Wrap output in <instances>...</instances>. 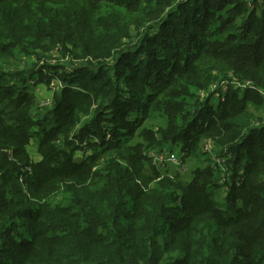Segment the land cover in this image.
<instances>
[{
	"label": "trees",
	"instance_id": "trees-1",
	"mask_svg": "<svg viewBox=\"0 0 264 264\" xmlns=\"http://www.w3.org/2000/svg\"><path fill=\"white\" fill-rule=\"evenodd\" d=\"M36 76L61 83L50 107ZM232 79L264 91V0H0V264H264V128L247 114L263 100L229 88L212 106ZM203 140L227 158L222 202L203 153L188 180L145 156Z\"/></svg>",
	"mask_w": 264,
	"mask_h": 264
},
{
	"label": "rangeland",
	"instance_id": "rangeland-1",
	"mask_svg": "<svg viewBox=\"0 0 264 264\" xmlns=\"http://www.w3.org/2000/svg\"><path fill=\"white\" fill-rule=\"evenodd\" d=\"M50 58H56V59H53L54 61H52V64L53 65H65L67 64V60L65 59H60L59 57H57L56 54H53V56H51ZM27 61H29L30 59L29 58H25ZM3 64L4 65H8L9 67H6L10 70H19L20 69V64H14L15 66H11V62L8 60H5L3 61ZM70 72L72 70H69ZM32 82L29 83V85H27V87L30 89V91L35 94V96L37 97L36 98V101L37 103L38 102H42V103H45L47 107H50V104H51V100H52V94L53 92H55V90L58 91V89H60V86H61V83L58 79L56 80H53L52 81V85L50 86H46L42 83H39L38 82V79H37V76L36 78H33L31 79ZM206 96V92L205 93H202L200 94V97H202V99ZM219 102V99L217 98H211V102L210 104L212 106H216L217 103ZM36 103V105H37ZM262 108H259L258 110H256V108L252 105L249 106V112H247L248 116L250 115L249 117V124L251 125V127H253V124H251L250 122L252 121V123L254 122H258L261 118L260 116V111H261ZM129 115H134V108H132L130 111H129ZM163 121L162 120H159V119H155V120H146V121H140L139 122V125L141 126L140 128H144V127H152L153 129L156 130V128L159 126V125H163ZM108 128L110 129V127L108 126ZM134 130H132L133 132ZM104 132H105V136H106V139H108L110 137V130H108L107 128L104 129ZM121 133V132H120ZM134 133V132H133ZM89 139H91L90 143L85 145V146H82V148L80 149H75L74 151H72L73 153V158L75 160H81V159H84L85 157H87L88 155H90L93 151V149H95V147L93 145H91V143L93 142V137H89ZM138 141V132L135 136V138L132 140L131 143H134ZM65 144V142H64ZM66 145V144H65ZM162 148H165L167 149L168 151H171L173 153H176L178 156H180L181 152L179 151V146H169V145H165L164 147ZM65 149L67 151H70V148H68V146L65 147ZM27 150L31 153L32 155V158H34L33 160H37L39 158V154H38V149H37V146H36V141L33 140L30 144V146L27 148ZM201 150L199 149L196 156L195 157H191L189 159H185L184 163L186 165L185 167V171L182 172V173H179L177 168L175 167H172V166H166V167H158L157 170L160 171L163 175H166V176H176V175H179L181 176V178H183L184 180H188L190 178V173L191 171L196 167V166H204V160H203V156H202V152H200ZM27 172H29V170H27ZM24 177H22V180ZM220 179V177H219ZM218 179V180H219ZM23 185L25 186V182L23 181ZM224 193L220 190L217 194H216V200L218 202H222L224 201ZM59 197H61L59 195ZM23 232V229H21L19 231V233H22ZM24 237V235H22ZM160 241H161V238H160Z\"/></svg>",
	"mask_w": 264,
	"mask_h": 264
},
{
	"label": "built area",
	"instance_id": "built-area-1",
	"mask_svg": "<svg viewBox=\"0 0 264 264\" xmlns=\"http://www.w3.org/2000/svg\"><path fill=\"white\" fill-rule=\"evenodd\" d=\"M31 82L32 80H29L27 85H29V83ZM229 88L235 89L240 92H243L244 90H253L260 95L261 99L263 100V106L260 111L261 118L258 122H254L252 124L254 128H264V91L255 87L250 81H237L232 79L217 82L211 87L208 93H211L213 98L221 99ZM37 105L38 107H47L46 104L42 102H38ZM200 150L208 158L210 166L214 170H217L219 172L220 179L218 183L221 186V191L225 195L227 192L225 182L228 177V172L225 166L227 158L217 155L213 143L208 140H203L201 142ZM145 156L147 160L150 161L151 165H153L155 168L172 166L177 168L179 173L185 171L186 165L184 163L185 160L183 158V154H180V156H178L176 153L168 151L165 148H152L146 152ZM239 180L240 179H238V181L236 182L237 184L239 183ZM20 182L23 183L22 178H20Z\"/></svg>",
	"mask_w": 264,
	"mask_h": 264
},
{
	"label": "crops",
	"instance_id": "crops-1",
	"mask_svg": "<svg viewBox=\"0 0 264 264\" xmlns=\"http://www.w3.org/2000/svg\"><path fill=\"white\" fill-rule=\"evenodd\" d=\"M19 56V55H18ZM20 58V69H25L26 67H27V65H28V63H29V61H27L26 59H25V57H19ZM35 95V94H34ZM36 97V96H35ZM37 98V97H36ZM215 99V98H214ZM39 159V158H38ZM37 159V160H38Z\"/></svg>",
	"mask_w": 264,
	"mask_h": 264
}]
</instances>
